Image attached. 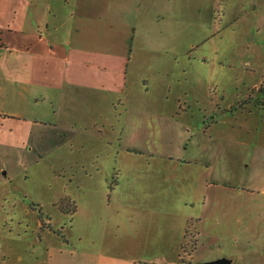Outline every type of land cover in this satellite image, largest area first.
<instances>
[{"label": "rangeland", "instance_id": "1", "mask_svg": "<svg viewBox=\"0 0 264 264\" xmlns=\"http://www.w3.org/2000/svg\"><path fill=\"white\" fill-rule=\"evenodd\" d=\"M124 1L126 13L138 12ZM136 1L152 10L150 18L114 27L115 36L140 40L126 85L138 84L140 75L148 79L140 98L167 101L152 109L169 115L145 124L127 102L110 114V124L81 125L83 141L46 156L38 151L52 140H39L38 151L37 139L27 140L26 169L9 190L0 189V198L17 197L2 204L15 217L1 214L0 226L12 231L0 234V264H38L39 237L59 243L55 230L62 227L69 245L88 253L72 250L66 259L56 251L50 264H93L100 253L175 259L188 226L198 231V250L187 257L193 245L187 240L177 264L218 257L264 264V0ZM146 45L148 54L140 50ZM98 109L110 113L105 104ZM107 138L113 146L106 151ZM66 196L75 201L73 214L59 209ZM29 201L39 204L42 219ZM115 232L122 242L136 234L143 244L115 251L109 236Z\"/></svg>", "mask_w": 264, "mask_h": 264}, {"label": "crops", "instance_id": "2", "mask_svg": "<svg viewBox=\"0 0 264 264\" xmlns=\"http://www.w3.org/2000/svg\"><path fill=\"white\" fill-rule=\"evenodd\" d=\"M124 2L136 4L138 12L126 13L130 7L122 0H0V189L9 190L14 179L26 169L25 159L29 153L26 143L30 138L37 139V151L39 140H52L53 145L48 150L38 151L43 157L63 143L69 144L85 135L80 127L86 128L88 123L98 126L100 120L103 126L105 122L110 124L109 116L115 115L117 105L131 104L136 108L134 113H140L136 119L140 118L145 124L152 123L155 114L162 115L161 119L169 115L167 110L152 109L167 107V101L154 103L148 97L140 98L142 92L148 94V79L140 75L138 84L133 85L135 88L126 85L128 70L136 71L139 58L135 55L139 53L134 43L140 40H136L134 34L131 38L129 35L115 36L114 27L137 26L150 18L152 10L147 13L142 1L138 4L136 0ZM147 42L145 39L143 44ZM148 49L147 45L140 48L147 54ZM103 104L110 108L106 116L98 109ZM175 106H180L179 100ZM82 138L79 140L83 141ZM103 144L106 151L113 146L108 138ZM83 145L81 143V149ZM262 155L264 157V152ZM16 198L10 195L0 198V210L4 211L0 212V218L1 214L9 219L15 217V212L9 213L2 204L15 202ZM16 224L23 225L18 221ZM9 229L0 226V234L11 232L12 228ZM63 229L61 233L65 239L61 238L59 243L52 242L48 234L50 241L39 237L42 252L36 259L38 264H50L56 251L65 253L66 259L74 257L72 250L88 253L82 245L71 247ZM23 232L26 234V226ZM109 236L118 252L143 244L138 242L136 234L126 235L127 242H122L116 232ZM56 237L59 236L56 234ZM187 240L193 245L185 254L193 258L198 250L199 236L190 226L183 231L179 255ZM179 255L168 260L164 255L146 259L124 253H117L118 257L100 253V261L97 257L93 264H177ZM80 264L87 263L80 261ZM182 264H191V261Z\"/></svg>", "mask_w": 264, "mask_h": 264}, {"label": "trees", "instance_id": "3", "mask_svg": "<svg viewBox=\"0 0 264 264\" xmlns=\"http://www.w3.org/2000/svg\"><path fill=\"white\" fill-rule=\"evenodd\" d=\"M61 202H60V207H59V209H60V211L62 212V213H71V214H73L75 211H76V205H75V202L71 199V197L70 196H66V197H64V198H61V200H60ZM35 201H29V204H30V206H31V208L33 209V210H35V211H37V215H38V217L40 218V219H42V210H40V206H39V204L37 203V204H35L34 203ZM34 206H36V207H34ZM45 215V214H44ZM44 218V217H43ZM55 232L56 233H58V235H61V237L63 238V239H65L64 238V235L61 233V231L60 230H55Z\"/></svg>", "mask_w": 264, "mask_h": 264}, {"label": "water", "instance_id": "4", "mask_svg": "<svg viewBox=\"0 0 264 264\" xmlns=\"http://www.w3.org/2000/svg\"><path fill=\"white\" fill-rule=\"evenodd\" d=\"M231 263V258L228 257H218L215 259H210L208 261L202 262H197V264H230Z\"/></svg>", "mask_w": 264, "mask_h": 264}]
</instances>
